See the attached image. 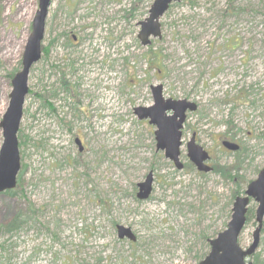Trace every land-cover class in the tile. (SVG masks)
Listing matches in <instances>:
<instances>
[{
    "label": "rangeland",
    "instance_id": "obj_1",
    "mask_svg": "<svg viewBox=\"0 0 264 264\" xmlns=\"http://www.w3.org/2000/svg\"><path fill=\"white\" fill-rule=\"evenodd\" d=\"M50 1L17 133V185L0 195V264H199L234 198L264 169V0H181L147 47L138 23L154 0ZM37 10L38 0H0V122ZM61 73L68 87L76 81L73 100L58 92ZM156 85L163 99L197 107L183 126L180 171L156 151L154 127L133 114L152 104ZM192 134L207 165L231 179L189 163ZM224 140L240 151H225ZM148 173L152 192L139 201ZM255 209L250 202L242 250ZM16 217L21 224L8 228ZM116 226L135 241L119 240ZM249 261L264 264V218Z\"/></svg>",
    "mask_w": 264,
    "mask_h": 264
},
{
    "label": "water",
    "instance_id": "obj_2",
    "mask_svg": "<svg viewBox=\"0 0 264 264\" xmlns=\"http://www.w3.org/2000/svg\"><path fill=\"white\" fill-rule=\"evenodd\" d=\"M50 0H38V11L32 20L31 32L28 36L21 60V69L11 80L9 103L0 122L2 144L0 147V194L12 191L16 186V177L20 169L17 132L22 117V107L28 94L27 81L31 68L41 59V44L44 37L45 19L50 6ZM180 0H154L149 8L148 16L138 24L137 40L142 47L150 44V39H160L161 31L159 19L167 12L172 4ZM152 106L135 108L134 115L138 120H147L155 127L154 137L156 150L164 153V158L170 161L176 170H182L179 162V148L181 146V130L186 120V113H193L197 107L185 100H164L162 87H150ZM76 144L81 151L78 140ZM221 146L229 152H237L235 144L222 142ZM187 158L200 173H210L212 169L206 165L208 154L195 143L192 135L186 144ZM152 173H148L142 183L137 184L136 199L146 201L152 192ZM250 202L256 204L254 221L256 227L252 233V242L246 250L238 245V238L246 225V215ZM264 218V169L256 180L249 183L243 196L236 197L231 207V216L226 229L219 233L214 240H209V253L199 264H252L247 262L259 244L262 221ZM119 240L135 241L129 229L116 227Z\"/></svg>",
    "mask_w": 264,
    "mask_h": 264
},
{
    "label": "flooded vegetation",
    "instance_id": "obj_3",
    "mask_svg": "<svg viewBox=\"0 0 264 264\" xmlns=\"http://www.w3.org/2000/svg\"><path fill=\"white\" fill-rule=\"evenodd\" d=\"M68 43H70V42H68ZM80 68H81V67H80ZM80 68H79V70H80ZM71 71H72L73 74L71 73L69 76L72 75L73 77H78L77 70H75V69H71ZM72 76H71V77H72ZM65 77H66V76H65ZM65 77H62L61 80L64 82L65 89H67L68 92L60 89V86H61L60 83H58V87H59L58 92L61 94V98H63V99H62L63 101H65V99H66L67 96H68V99L73 100L74 97L72 96L70 89H71V86H75V85H76V81H75L74 83L70 82L71 86L68 87V81H67V82L65 81ZM59 81H60V79H59ZM66 93H67V94L70 93V94L66 95ZM34 97L37 99V101H39V102L41 103L42 106L46 107L47 109H50V107H49L48 105H46V101H45V100H47V99H46V97H45L43 94L34 95ZM53 97H54V96H53ZM47 101H48V100H47ZM41 105H40V106H41ZM50 110H51V109H50ZM51 111H52V110H51ZM224 141H227V142H230V143L235 144L233 141H230V140H224ZM236 145H238V144H236ZM238 146H239V145H238ZM240 149H241V148L239 147V151H240Z\"/></svg>",
    "mask_w": 264,
    "mask_h": 264
},
{
    "label": "trees",
    "instance_id": "obj_4",
    "mask_svg": "<svg viewBox=\"0 0 264 264\" xmlns=\"http://www.w3.org/2000/svg\"><path fill=\"white\" fill-rule=\"evenodd\" d=\"M44 52H45L44 49H42V53H44ZM61 79H62V73H61ZM61 79L59 81V83L61 84L60 89L68 92V90L65 89L64 82ZM68 94H70V93H68ZM68 94L66 93V95H68ZM53 96L55 97L56 95L54 94ZM42 107H44V106H42ZM219 170L220 171L218 172L216 169H213L214 173H217L218 172V174H220V176L223 177L225 180L231 179V176H230V173L231 172H230V170H228V169H222V168L219 169ZM7 194H11V192H8ZM249 216H250V210L247 212V220H248ZM18 224H21V223H18V218L16 217L15 219L12 220V222L8 226V228H13L14 227L16 229L17 226H18ZM7 230H9V229H7Z\"/></svg>",
    "mask_w": 264,
    "mask_h": 264
}]
</instances>
